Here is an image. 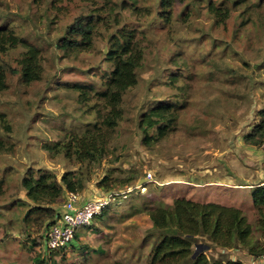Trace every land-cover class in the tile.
I'll return each mask as SVG.
<instances>
[{"label": "rangeland", "instance_id": "rangeland-1", "mask_svg": "<svg viewBox=\"0 0 264 264\" xmlns=\"http://www.w3.org/2000/svg\"><path fill=\"white\" fill-rule=\"evenodd\" d=\"M121 1L0 0V16L40 47L42 65L41 80L30 85L9 71L10 87L0 93V181H5L0 264H34L37 255L44 256L45 264H147L150 243L145 239L152 223L140 212L144 206L187 198L246 211L253 207L251 190L231 183L240 176L250 183L260 174L264 178V149L245 152L241 147L264 108V0H188L177 5L171 24L157 17L158 0H139L138 10L115 7ZM209 2L227 6L229 18L216 20ZM145 7L152 9L150 14ZM88 14L98 23L92 48L76 53L57 48L66 28ZM4 19L0 17V24ZM124 26L136 34L143 61L138 84L124 95L123 119L108 156L90 165L52 155L51 145L69 132L91 129L107 115L97 92L112 70L105 57L109 38ZM25 52L18 47L0 53V64L18 71ZM172 77L178 79L172 83ZM153 100L183 103L185 108L166 139L146 146L137 115ZM31 168L50 170L58 178L81 169L89 191L106 174L117 180L116 202L104 221L92 222L100 231L81 228L69 247L47 256L46 224L24 220L28 204L21 180ZM211 181L220 184H203ZM198 242L196 252L205 251L210 259L243 258L242 249L211 248L206 238Z\"/></svg>", "mask_w": 264, "mask_h": 264}, {"label": "trees", "instance_id": "trees-1", "mask_svg": "<svg viewBox=\"0 0 264 264\" xmlns=\"http://www.w3.org/2000/svg\"><path fill=\"white\" fill-rule=\"evenodd\" d=\"M187 1L158 0L157 17L164 23L171 24L177 5ZM117 4L115 7L119 6V9H139V0H122L120 5ZM207 8L219 22H225L230 16L227 6L218 7L209 2ZM151 10L150 7H145L148 14ZM4 16H0L5 18L0 24V53H8L18 47L25 48L26 52L19 61L18 71L8 64H0V93H5L10 87L9 71L18 75V81L27 85L42 78L40 47L19 36ZM97 34V19L92 14L81 15L58 38L56 47L65 53L87 51L92 48ZM108 44L105 57L112 70L107 75L104 89L97 92L99 101L108 110L107 115L91 129L83 133L69 132L65 140L51 145L48 151L52 155L63 154L67 159L90 165H98L108 156L110 140L123 119L124 95L138 84L143 61V50L136 41V34L125 26L109 38ZM171 79L173 83L178 78ZM184 108L183 103L168 100H153L147 104L137 115L143 144L150 146L166 139L173 131L179 111ZM257 119L256 125L244 136L245 145L253 148H261L264 143V108L257 112ZM4 182L0 181V196L3 194ZM117 182L106 174L97 182V187L106 195L114 192ZM85 183L81 169L66 171L60 178L50 170L29 169L21 180L28 204L24 220L37 221L42 226L46 224L49 229L61 215L57 206L66 199V194L73 192L80 195L85 189ZM251 197L253 207L247 211L236 206L196 202L187 198H176L171 205L144 206L140 212H146L152 223V231L145 239L150 243L147 264H244L240 260L210 259L205 251L196 252L199 238H206L211 248L242 249L253 260L260 259L264 255L263 183L254 185ZM109 208L96 218L104 221ZM250 213L253 219L250 218ZM91 225L87 226L90 231H100ZM75 238H78L77 234ZM61 251L45 254L48 256ZM43 257L37 255L34 264H45L47 260ZM114 264L129 263L116 261Z\"/></svg>", "mask_w": 264, "mask_h": 264}, {"label": "built area", "instance_id": "built-area-1", "mask_svg": "<svg viewBox=\"0 0 264 264\" xmlns=\"http://www.w3.org/2000/svg\"><path fill=\"white\" fill-rule=\"evenodd\" d=\"M262 148L264 149V143ZM148 177L151 181L152 175L148 174ZM118 196V193H109L81 204V197L78 193H67L59 219L48 229L45 235L46 252L51 253L69 247L77 231L91 225L96 217L102 215L107 208L116 202ZM249 264H264V255Z\"/></svg>", "mask_w": 264, "mask_h": 264}, {"label": "crops", "instance_id": "crops-1", "mask_svg": "<svg viewBox=\"0 0 264 264\" xmlns=\"http://www.w3.org/2000/svg\"><path fill=\"white\" fill-rule=\"evenodd\" d=\"M242 146H244L243 149H242L243 151H245V152H248V151L249 152H253V150L250 149L251 147L245 145L244 141L241 143V147ZM239 178H237L236 182L232 181L231 184L235 185V187H243V189H247V190H252V188L256 184H261V183L264 184V178H263L262 174L258 175V177H257L258 179L257 180H253L251 183H250V181L247 180L246 177L240 176ZM211 183L212 184H216V185L220 184L219 181H217V182L211 181V182H206V183H203V184L207 185L205 187H208V186H210ZM200 184L201 183L197 182L194 185H196V187H200L201 186ZM100 192L101 191H99L98 188H95L93 191H89L87 188H85L83 190V192L80 193V197H81L80 203L83 204L84 202H86L88 200L100 197ZM228 251H232V250H228ZM241 253H242L243 258L232 259V260H240V261H243L244 264H249V263H251L253 261V258L251 256H249L245 251H242Z\"/></svg>", "mask_w": 264, "mask_h": 264}, {"label": "water", "instance_id": "water-1", "mask_svg": "<svg viewBox=\"0 0 264 264\" xmlns=\"http://www.w3.org/2000/svg\"><path fill=\"white\" fill-rule=\"evenodd\" d=\"M196 254V253H195Z\"/></svg>", "mask_w": 264, "mask_h": 264}]
</instances>
